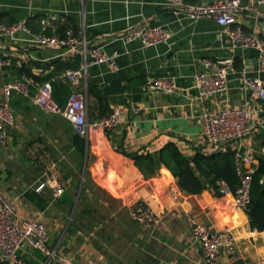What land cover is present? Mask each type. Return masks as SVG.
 Here are the masks:
<instances>
[{
	"label": "crops",
	"instance_id": "0c3cea01",
	"mask_svg": "<svg viewBox=\"0 0 264 264\" xmlns=\"http://www.w3.org/2000/svg\"><path fill=\"white\" fill-rule=\"evenodd\" d=\"M238 1L254 9L240 11L233 25L264 38V2ZM0 15L1 23L25 21L33 32L67 21L87 48L118 53L116 70L89 63L78 86L86 94L87 82L96 83L121 117L112 129H91L84 137V152L61 113L34 103L36 85H30L27 95L10 93L13 123L7 127L6 143H0V186L16 217L42 222L56 250L49 258L25 243L18 253L26 264H205L191 234L193 216L213 231L231 230L235 251L229 254L220 247L217 264H264V230L250 228L247 212L235 207L232 193L209 187L188 194L179 188L172 197L169 187L177 181L165 164L146 175L130 157L157 154L170 142L190 158L211 153L200 136V114L225 106L258 109L243 146L254 157L264 155V99L255 100L243 85L244 78L264 80L258 49L234 47L214 20L177 15L163 0H0ZM139 24L163 27L168 41L143 47L137 40L119 38L118 33ZM0 56L10 58L9 65H0V101L4 85L24 74L40 83L64 81L71 91L59 75L83 63L77 49L39 46L24 31L7 39ZM204 57H232L235 71L225 93L199 100L193 83ZM155 77L174 78L180 90L152 91L146 83ZM88 118L93 120L89 110ZM44 180L48 184L37 190ZM54 183L64 188L59 197L53 196ZM138 202L156 212L152 227L130 218L128 205Z\"/></svg>",
	"mask_w": 264,
	"mask_h": 264
},
{
	"label": "built area",
	"instance_id": "2783aa9c",
	"mask_svg": "<svg viewBox=\"0 0 264 264\" xmlns=\"http://www.w3.org/2000/svg\"><path fill=\"white\" fill-rule=\"evenodd\" d=\"M175 14H183L193 20L209 18L224 27V33L234 47H252L259 51V59L264 64V38L254 32H247L240 25H233L236 15L245 9H254L252 5H242L238 0H211L192 2L190 0H163ZM263 3L264 0H255ZM18 31L32 35L33 43L46 47L70 46L77 49L83 57V63L77 69L65 70L59 75L66 80L71 91L63 107L59 106L53 97L51 81L37 82L32 76L24 74L21 79L8 82L4 85V97L0 101V143L4 145L8 137L7 127L13 123V115L9 107L10 93L18 92L27 95L30 85L37 87L33 101L41 109L51 113H61L71 124L76 135L86 137L91 129L109 130L117 126L120 113L113 109L111 113L96 120L88 118V102L85 93L78 89L83 78L86 77L87 65L105 63L111 71L117 69V52L107 53L100 46L87 48L85 40L76 36L74 30L69 28L66 38L57 35H46L43 32L32 33L25 21H16L11 24L0 22V50L6 46L7 39H11ZM125 43L139 41L143 47L166 43L169 33L163 27L139 24L118 33ZM202 69L196 73L193 88L199 100L210 96L223 94L228 90V78L235 71V62L232 57H204L200 60ZM10 58L0 56V65H9ZM147 87L152 91L173 94L180 88L172 77H155L147 80ZM243 85L249 90L255 100L264 99V80L260 78H244ZM258 109L246 106H225L219 110H205L200 114L202 122L201 138L211 146L212 152L224 151L231 148L235 152L236 171L240 176V184L231 191L224 180H218L217 186L220 194L232 193L236 208L247 211L250 199V185L252 174L258 160L251 153L244 150L243 140L256 123ZM52 180V179H51ZM48 184L42 181L37 190ZM177 184L172 183L169 193L176 197L179 192ZM64 191L58 183L52 185L54 197H59ZM212 208V207H211ZM131 219L143 227H152L158 216L148 204L138 202L128 205ZM191 234L200 244L205 264L218 263V249L224 247L229 254L235 251L234 236L228 227L219 231L209 229L200 222L196 216L190 218ZM29 244L47 257H53L56 250L48 243V234L45 225L37 220H20L16 217L14 206L8 195L0 186V261L10 264H26L19 256L23 244Z\"/></svg>",
	"mask_w": 264,
	"mask_h": 264
},
{
	"label": "trees",
	"instance_id": "16d2710c",
	"mask_svg": "<svg viewBox=\"0 0 264 264\" xmlns=\"http://www.w3.org/2000/svg\"><path fill=\"white\" fill-rule=\"evenodd\" d=\"M199 2L201 0H190ZM1 17V15H0ZM1 22V18H0ZM9 22L7 24H11ZM29 28V23L25 22ZM69 28L75 29L67 21L57 23L55 29L51 27L36 32H43L46 35H57L66 38ZM23 68L29 74L27 67ZM53 97L59 106H62L70 93V88L64 81L52 84ZM86 95L88 110L93 120L99 119L112 112L106 92L93 81L87 82ZM65 105V104H64ZM80 140V150L84 152L85 139L77 135ZM130 157L136 167L144 174H155L163 163L176 178L178 187L188 194H198L206 188H213L218 191L217 181L224 180L231 191H234L240 184V176L236 171L235 152L231 148L224 151H214L209 154L196 153L193 157L185 156L175 143H168L157 154L134 153ZM258 164L252 174L250 185V199L247 205V214L251 229L264 230V155L257 156ZM0 264H10L7 261H0Z\"/></svg>",
	"mask_w": 264,
	"mask_h": 264
},
{
	"label": "water",
	"instance_id": "95a60500",
	"mask_svg": "<svg viewBox=\"0 0 264 264\" xmlns=\"http://www.w3.org/2000/svg\"><path fill=\"white\" fill-rule=\"evenodd\" d=\"M67 82V81H66Z\"/></svg>",
	"mask_w": 264,
	"mask_h": 264
}]
</instances>
